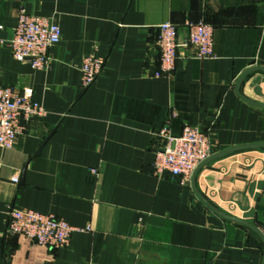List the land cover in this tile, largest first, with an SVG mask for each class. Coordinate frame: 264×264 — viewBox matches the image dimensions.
I'll return each instance as SVG.
<instances>
[{
  "label": "crops",
  "instance_id": "crops-1",
  "mask_svg": "<svg viewBox=\"0 0 264 264\" xmlns=\"http://www.w3.org/2000/svg\"><path fill=\"white\" fill-rule=\"evenodd\" d=\"M21 10L61 28L47 68L10 54ZM201 20L213 26L212 58L182 50L170 75L154 76L157 25L184 36ZM0 26V86L46 109L0 148V264H263L262 237L246 224L264 237V72H248L264 68V0H0ZM88 55L104 67L84 88ZM246 72L248 101L236 92ZM166 124L173 136L185 124L209 129L216 157L194 186L246 224L212 211L191 183L153 173ZM10 206L65 220L75 228L68 246L5 234Z\"/></svg>",
  "mask_w": 264,
  "mask_h": 264
},
{
  "label": "built area",
  "instance_id": "built-area-1",
  "mask_svg": "<svg viewBox=\"0 0 264 264\" xmlns=\"http://www.w3.org/2000/svg\"><path fill=\"white\" fill-rule=\"evenodd\" d=\"M156 29L155 44L160 65L154 76L170 75L182 50L192 49L194 57L200 60L213 56V26L206 21L188 23L184 36L179 35L177 26L171 22L161 23ZM61 34L60 26L52 18L21 10L6 45L15 60L28 62L33 69L40 70L50 65V48L60 41ZM103 67L102 58L84 56L79 66L82 86H90ZM45 115L46 109L33 96L21 94L16 87L0 86V148H13L18 137L24 133L26 124ZM158 136L160 141L152 164L155 175L167 174L191 183L194 171L213 155L209 129L185 124L180 134L173 136L166 124ZM13 182H17V178H13ZM74 230L65 220L51 213L13 206L6 211L5 234L24 235L51 249L68 246Z\"/></svg>",
  "mask_w": 264,
  "mask_h": 264
},
{
  "label": "water",
  "instance_id": "water-1",
  "mask_svg": "<svg viewBox=\"0 0 264 264\" xmlns=\"http://www.w3.org/2000/svg\"><path fill=\"white\" fill-rule=\"evenodd\" d=\"M252 70H261V71H263L264 72V68H262V67H256V68H252L251 70H249L248 72H250V71H252ZM248 72H246V73H244L242 76H241V78L239 79V81H238V83H237V86H236V92H237V94H238V96L240 97V98H242V99H244V100H246V101H248L246 98H244L243 96H241L240 94H239V88H240V85H241V83H242V81H243V79H244V77H245V75L248 73ZM250 103H253V104H256V103H254V102H250ZM257 105H259V106H262V107H264V105H260V104H257ZM231 149H228V150H225V151H223L221 154H223V153H226V152H228V151H230ZM218 155V154H217ZM220 155V154H219ZM214 157H216V156H214V155H212L208 160H206L204 163H202L195 171H194V173H193V175H192V178H191V185H192V187H193V190L195 191V193L197 194V196L212 210V211H214L215 213H217L218 215H220V216H222L223 218H225V219H228V220H232V221H235V222H239V223H243V224H246V223H244V222H241V221H239V220H237L236 218H233V217H230V216H228V215H226V214H224V213H222V212H220L219 210H217L216 208H214L213 206H211L199 193H198V191L196 190V188H195V186H194V177H195V175H196V173L198 172V170L204 165V164H206L207 162H209L210 160H212ZM246 225H248L249 227H251L254 231H256L261 237H262V240H263V243H264V237H263V235L261 234V232L257 229V228H255L254 226H251V225H249V224H246ZM263 264H264V261H263Z\"/></svg>",
  "mask_w": 264,
  "mask_h": 264
}]
</instances>
